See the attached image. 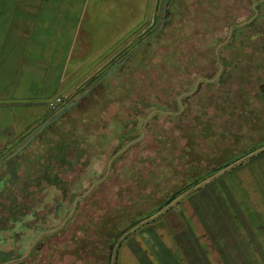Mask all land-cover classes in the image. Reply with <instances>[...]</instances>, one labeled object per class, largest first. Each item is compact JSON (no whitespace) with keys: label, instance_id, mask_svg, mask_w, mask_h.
<instances>
[{"label":"rangeland","instance_id":"1","mask_svg":"<svg viewBox=\"0 0 264 264\" xmlns=\"http://www.w3.org/2000/svg\"><path fill=\"white\" fill-rule=\"evenodd\" d=\"M98 1L101 12L86 8L70 54L76 67L63 101L86 97L80 109L49 127L62 101L19 135L0 134V147L7 143L0 148V264H14L32 241L42 246L24 264H264V144L203 179L264 141V0ZM248 16L253 27L237 41L261 34L253 44L258 73L227 86L225 76L214 80L217 70L207 75L206 46L225 39L229 22L220 33L210 25ZM122 60L125 69L104 79ZM1 115L5 123L13 110ZM46 119L47 133L18 154ZM124 132L129 140L120 142ZM65 138L70 159L56 161L52 149L63 152L55 142ZM83 145L84 169L70 170ZM193 181L200 183L153 212ZM210 242L216 250L202 252Z\"/></svg>","mask_w":264,"mask_h":264},{"label":"crops","instance_id":"2","mask_svg":"<svg viewBox=\"0 0 264 264\" xmlns=\"http://www.w3.org/2000/svg\"><path fill=\"white\" fill-rule=\"evenodd\" d=\"M100 6L98 0H0V24L6 22L0 28V134L9 129L19 135L52 111L50 100L68 94L70 69L76 67L70 54L84 29L79 22L86 8L91 14ZM11 109L13 116L3 123L1 112Z\"/></svg>","mask_w":264,"mask_h":264},{"label":"flooded vegetation","instance_id":"3","mask_svg":"<svg viewBox=\"0 0 264 264\" xmlns=\"http://www.w3.org/2000/svg\"><path fill=\"white\" fill-rule=\"evenodd\" d=\"M257 5L259 6V4ZM246 11H250L249 7H247ZM253 11L255 15L258 12V10L254 8H253ZM245 15H248V14H245ZM253 18L254 17L252 16L251 17L248 16V18L243 19L239 23L234 22L233 19H230V18L223 19L221 23L218 22V24L215 23L214 21L211 23L210 31L211 32L214 31L215 33H220V31H222L225 26L224 23L227 21L229 22L227 36L225 37V39L219 36L217 40L216 38L215 39L211 38L210 41L207 43V48L209 50V54L206 57V64H207V70H208L207 73L209 76H211L214 73H216V70H217V74L214 80H218L219 76L222 75V76H225L224 82L227 86L230 85L232 82H236L240 84L242 83L243 85L244 83L246 84L247 82H249V80L251 81V78H253L254 75L258 73V70L256 68V63H258V61L260 60L259 56L261 55H259V53L255 49V46L253 44L259 41L258 38L256 39L254 38L256 36H260L261 34L256 35V34L251 33L249 36L245 37L246 38L245 41L243 42L237 41V39L240 36L237 33L245 32L249 30L248 27H250L254 23ZM217 42H221L222 44V48L219 47L218 51L214 50L212 46L214 43H217ZM247 44H249L248 47H247ZM220 51H221L222 56L219 55L217 57V61L215 62V57L219 54ZM223 57H224V60H223ZM247 65L250 66V71L246 73L245 68H248V67H245V66ZM228 66H230L231 68L228 69ZM244 73L246 74L245 77H244ZM221 80L223 79L221 78ZM248 85H253V84L252 82H250ZM258 86H260L259 87L260 90L264 92V82L259 84ZM260 90L258 89V92ZM260 96H264V95H260ZM26 240H29V239H24L21 241H26ZM36 242L37 241H32L30 244H28L29 246H27L26 243L19 244V245L17 244L18 248H21L19 250L23 251L24 249H26V246H27V250L24 254L21 253L20 256L18 255L17 259H15L14 260L15 262L13 263L14 264H24L29 257H32V255L37 252L34 246L36 247L42 246L40 243H36ZM37 249L40 250L41 248L39 247ZM1 260L2 259H0V261Z\"/></svg>","mask_w":264,"mask_h":264},{"label":"trees","instance_id":"4","mask_svg":"<svg viewBox=\"0 0 264 264\" xmlns=\"http://www.w3.org/2000/svg\"><path fill=\"white\" fill-rule=\"evenodd\" d=\"M206 48H207V46H206ZM124 51V50H123ZM122 52V51H121ZM120 52V53H121ZM119 53V54H120ZM124 53V52H123ZM123 69H125L123 66H121L119 69H117L114 73H113V75L116 73V72H121ZM207 75H208V73H207ZM209 76V75H208ZM208 81H211L212 82V80H208ZM243 85H245V84H243ZM248 85V84H247ZM251 87V89H250V91H252V88L254 89V86H250ZM260 86H258V89L260 90V88H259ZM84 90V89H83ZM131 91V93L133 94V96H135L136 95V93L131 89L130 90ZM261 91V90H260ZM258 92V96H260V95H264L263 93V91H261V92ZM124 96L126 95V94H123ZM91 95H88L87 97H90ZM84 98H86V97H82V99H84ZM82 99H80V101H79V103L76 105V107H73L71 110H74V111H76L77 109L76 108H78V110L80 109V104H81V102H82ZM62 101H63V97H62ZM65 102V103H64ZM68 102H70V101H63V105H62V107L63 106H65L66 104H68ZM61 107V108H62ZM60 108V109H61ZM55 109V108H54ZM70 111V110H69ZM78 112H80V111H78ZM82 112H84V110H81V112L80 113H82ZM65 113V112H64ZM66 114V113H65ZM65 114H64V116H65ZM60 118H62L61 116L58 118V120L56 121V122H54L52 125H50L49 127H56L55 125H57V123L60 121ZM57 128H59V129H61V127H59V126H57ZM76 129H78V127H76L75 128V130ZM47 133V132H46ZM45 133V134H46ZM44 134V132H42L41 134H39V135H37L36 137H34L32 140H31V142L33 141V142H35V140L37 139V138H39L40 136H43V135H45ZM71 135H73V133L71 134ZM55 139H57L58 138V135H56L55 137H54ZM121 139H120V142H123V140L124 141H127V140H129V135L127 134V133H122V135H121V137H120ZM45 139V138H44ZM32 142V143H33ZM31 143V144H32ZM75 143H78V141H76ZM55 145H59L60 147H62V149H63V152H61L59 149H54V147H53V149H52V156H54V158L53 159H55L56 161H65V159L67 158L68 160L70 159V157H69V152L70 151H72L73 150V144L71 143V142H69L68 141V139L67 138H65V139H63V140H59V141H56L55 142ZM6 146V145H5ZM5 148V147H4ZM3 148V149H4ZM29 147H27L24 151H26L27 149H28ZM2 149V150H3ZM77 150H79V148H77ZM248 150V149H247ZM246 151V150H245ZM18 153V152H17ZM20 153H22L21 151L18 153V154H20ZM121 154V153H120ZM63 155V156H62ZM119 157V156H118ZM118 157H116V159L118 158ZM61 158V159H60ZM244 158V157H243ZM115 159V158H114ZM72 167L70 168V170H72L73 168H74V165L76 166V171H79V170H83L84 169V166H85V152H84V145H83V148L81 149V151H79L78 153H76V155L74 154V157L72 158ZM226 169V168H225ZM224 169V170H225ZM222 171V170H221ZM220 171V172H221ZM64 172H65V170H64ZM69 171H66L65 173H68ZM220 172H217L218 173V175H220ZM62 173V172H61ZM59 174V173H58ZM216 174V173H215ZM214 174V175H215ZM207 175V173L206 174H204L203 176H206ZM108 178H109V176H108ZM208 179V178H207ZM207 179H205V180H207ZM51 181V180H50ZM200 183V182H199ZM197 190H199V188L198 189H196V191ZM169 198V197H168ZM168 198H166L164 201H162L159 205H161L163 202H165ZM84 200V199H83ZM157 208H155L154 210H153V212L156 210ZM241 211V210H240ZM102 213H106L104 210L102 211ZM148 213L149 212H145L144 213V215H148ZM22 214H23V220H25V212H23L22 211ZM146 215V216H147ZM143 216V215H142ZM240 216V214L239 213H236V215L234 216V215H232V214H230V213H228V218H231V219H234V220H237L238 219V217ZM124 221H121L120 223H123ZM85 229H87V228H85ZM36 230H40L41 231V228H40V226L39 227H36ZM48 238V237H47ZM39 240H41L43 243H46L47 242V240L48 239H46V237H44V238H40ZM209 249V250H208ZM202 250H205V252L204 253H207L206 251L208 250V252L209 251H214V250H216V246H214V244H212V242H210L209 244H207V245H205V247H203L202 248ZM219 252H222L221 250H218ZM208 255H212V253H209Z\"/></svg>","mask_w":264,"mask_h":264},{"label":"water","instance_id":"5","mask_svg":"<svg viewBox=\"0 0 264 264\" xmlns=\"http://www.w3.org/2000/svg\"><path fill=\"white\" fill-rule=\"evenodd\" d=\"M125 63V61H120L118 62L115 66L111 67L108 71H106V73L104 74V79H107L108 77L112 76L113 73L119 69L123 64ZM78 101H71L68 104H66L64 107H62V109L57 113V116L62 115L64 112H67L70 108H72L73 106L77 105ZM55 117V118H56ZM54 118V119H55ZM52 123L51 122H47L45 123L41 129L38 131L41 132L45 129V126H47L48 124ZM36 133V134H38ZM36 135H32L27 142H25L21 147H19L17 151H21L22 149L25 148V146L29 143L30 140H32ZM264 144V141L262 143H260L259 145L253 146L250 149L243 151L238 157H235L233 159H230L228 161H226L225 163L221 164L220 166L216 167L215 169H213L211 172L207 173L206 176L203 177V179H207L209 178L212 174L214 175L217 172H220L221 170H224L225 168H227L228 166H230L231 164L235 163L236 161L242 159L243 157L247 156L250 152L255 151L257 148H259L261 145ZM201 181V180H199ZM199 181H193L191 182L189 185H186L185 187H183L182 189L178 190L177 192L173 193L165 202H163L155 211H157L158 209H162L164 206L168 205L177 195H179L182 191H186V189H189L191 186L197 185V183H199Z\"/></svg>","mask_w":264,"mask_h":264},{"label":"built area","instance_id":"6","mask_svg":"<svg viewBox=\"0 0 264 264\" xmlns=\"http://www.w3.org/2000/svg\"><path fill=\"white\" fill-rule=\"evenodd\" d=\"M61 100V97H55L52 100L49 101L48 105L51 106V108L55 107V104H57Z\"/></svg>","mask_w":264,"mask_h":264}]
</instances>
